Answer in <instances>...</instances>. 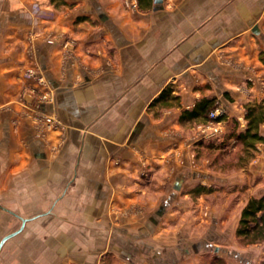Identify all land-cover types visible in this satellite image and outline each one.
<instances>
[{
    "label": "crops",
    "instance_id": "0c3cea01",
    "mask_svg": "<svg viewBox=\"0 0 264 264\" xmlns=\"http://www.w3.org/2000/svg\"><path fill=\"white\" fill-rule=\"evenodd\" d=\"M212 98L241 127L264 101V0H0V264L242 258L264 143L216 172L208 121L182 116ZM244 169L257 183L228 225L210 195Z\"/></svg>",
    "mask_w": 264,
    "mask_h": 264
},
{
    "label": "trees",
    "instance_id": "16d2710c",
    "mask_svg": "<svg viewBox=\"0 0 264 264\" xmlns=\"http://www.w3.org/2000/svg\"><path fill=\"white\" fill-rule=\"evenodd\" d=\"M49 2L55 7L64 5V0H49ZM215 107V99H202L192 111L186 110L182 116L187 119L200 117L207 122L209 112ZM244 109V127H241L240 122L235 118L229 121L226 114L223 113L215 121L227 122L230 126L229 132L199 141L200 145L211 155L225 156L229 154L226 151H230L232 148L233 150L237 149L235 163L239 166L247 164L254 157L257 144L264 143V136L260 133L261 125H264V101L259 104L247 105ZM215 159L217 158H213L214 162H216ZM235 235L245 245L264 242V195L251 197L247 200L240 212ZM211 264H224V261L216 258Z\"/></svg>",
    "mask_w": 264,
    "mask_h": 264
},
{
    "label": "rangeland",
    "instance_id": "374dc122",
    "mask_svg": "<svg viewBox=\"0 0 264 264\" xmlns=\"http://www.w3.org/2000/svg\"><path fill=\"white\" fill-rule=\"evenodd\" d=\"M236 150L237 149L233 150L232 148L230 149V151H226L229 153L228 155L218 156V155H213V154L208 155L206 154V150L204 149V151H202L201 153V157H203V154H206L207 157L206 156L205 157L206 159H208L209 165H213V162H214L213 158L216 157L217 159H215V161H216L217 168L215 171L218 172L220 175L226 176L234 172L237 173L240 170L239 164L235 163ZM241 173L243 174L242 176L243 180H245L246 182L244 181V183H242L241 185L237 184L232 188L220 186L218 187L219 190L216 193V197L213 196L214 194L210 195L212 196L211 197L212 202L210 203L216 206L220 204L224 205L225 203L228 205L227 210H226V212H228L227 213L228 215H226V223L228 225H234L236 223L237 214L240 211L242 204L244 203L245 199L247 200L246 197H249V194L253 192L255 188L253 186H255V184L257 183V180L254 179L252 172H248L247 170L244 169ZM203 182L207 183V181H203ZM247 182L249 183L247 184ZM245 190H248V191H245ZM231 197L232 199L230 201L229 199ZM240 199L243 200V202H240ZM207 201L209 202V200ZM234 240L235 241L232 244L233 246H236L241 250L245 249L246 251H242L244 255L242 258H239V259L235 258V256L232 254L231 259L227 260L229 264H264V248H260L259 250L250 249L251 246L257 245V244L245 245V243L242 242L237 237ZM207 256L208 254L206 256H203V258L200 261L201 264H211L212 263L211 258L209 259ZM224 264H227L226 260H224Z\"/></svg>",
    "mask_w": 264,
    "mask_h": 264
},
{
    "label": "built area",
    "instance_id": "2783aa9c",
    "mask_svg": "<svg viewBox=\"0 0 264 264\" xmlns=\"http://www.w3.org/2000/svg\"><path fill=\"white\" fill-rule=\"evenodd\" d=\"M48 97L42 96L41 101H47ZM224 113V110L220 108V106L217 104L215 109L209 112V120L208 122L204 125L203 131L205 134H208L207 136L211 137L214 135L221 134V121H215V119ZM47 121H50L47 119Z\"/></svg>",
    "mask_w": 264,
    "mask_h": 264
},
{
    "label": "water",
    "instance_id": "95a60500",
    "mask_svg": "<svg viewBox=\"0 0 264 264\" xmlns=\"http://www.w3.org/2000/svg\"><path fill=\"white\" fill-rule=\"evenodd\" d=\"M21 221H22V223L25 222V220H21ZM8 237H10V236H6L5 238H3V239L1 240V242H0V247H1L2 243H3Z\"/></svg>",
    "mask_w": 264,
    "mask_h": 264
}]
</instances>
